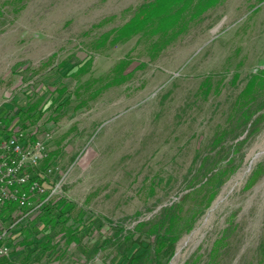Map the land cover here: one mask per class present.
<instances>
[{
  "label": "rangeland",
  "instance_id": "obj_1",
  "mask_svg": "<svg viewBox=\"0 0 264 264\" xmlns=\"http://www.w3.org/2000/svg\"><path fill=\"white\" fill-rule=\"evenodd\" d=\"M151 1L0 0V119L41 101L28 132L37 129L39 138L52 133V179L61 182L60 198L87 217L133 230L172 205H184L185 221L204 211L169 264H207L213 252L214 264H260L264 111L247 130L231 117L249 76L264 70V0H226L157 56L141 36L96 48ZM88 59L86 74L66 76L67 68L75 71ZM122 61L132 77L113 84ZM64 62L70 65L57 71ZM62 87L72 102L58 111L67 98L58 100L55 91ZM223 133L226 140L215 147ZM223 174L206 207L213 191L206 180ZM99 226L77 234L66 252L59 230L54 242L60 252L34 256L29 264L108 263L110 251L88 253ZM0 263L24 262L12 253Z\"/></svg>",
  "mask_w": 264,
  "mask_h": 264
},
{
  "label": "trees",
  "instance_id": "obj_2",
  "mask_svg": "<svg viewBox=\"0 0 264 264\" xmlns=\"http://www.w3.org/2000/svg\"><path fill=\"white\" fill-rule=\"evenodd\" d=\"M225 1L152 0L138 7L131 19L120 29L100 38L96 43V48L106 47L107 44L117 45L133 37L141 36L152 41L150 49L154 56H157L168 45L185 34L192 23L202 21L206 13L217 8ZM111 36L113 37L111 38ZM91 63V59L84 60L77 65V69L74 71V67L67 68L66 66L70 64L64 62L57 68V71L66 67V76L81 77L86 74V68ZM128 66L129 63L126 61L119 63L115 69L116 75L112 80L113 84H121L132 77V73L125 74ZM143 67L144 65H141V68ZM238 77L236 75L234 80L236 81ZM204 87H206V93L211 91L212 87L209 86V83H206ZM263 91L264 70H261L258 74L249 76L236 101L234 113L231 117L232 123H239L243 130H247L248 126L253 127L257 124V120L264 111ZM55 92L59 95L58 100L65 95L67 96L63 104L57 107L58 111L67 108L72 102V96L69 94L68 89L62 87L56 89ZM58 100L54 104L59 102ZM39 105H41V101L34 105H28L26 109H15L8 112L5 117L0 119V138L9 134V129L12 126L23 131H28L31 126L34 127L38 120L35 117L41 112L38 109ZM53 106L52 104L49 108ZM227 135V133H223L217 136L213 140L214 146H220L226 140ZM241 143L238 142V145ZM53 161L54 158L48 155V158L35 172V179L47 188L54 185L52 177H45L49 169H52V173L55 174ZM257 174L258 172L254 173V178ZM226 175L223 174L206 180L205 185L211 186L213 190L208 197L206 207L210 206L215 200L218 194L217 186L225 181ZM252 185L253 183L250 186ZM17 212V206L8 204L0 210V222L9 227L16 221L17 218L14 215ZM183 213V204L172 205L164 208L154 221L139 223L133 230H127L123 224L114 225L102 217H87L86 213L82 209L79 210L75 203L65 198H57L46 203L31 220L27 221V225L19 224L12 231V253L17 255V259L22 257L23 264H29L34 256L58 254L61 245L54 242V235L59 230L64 233L66 239L64 247L66 252L73 243L78 241L77 234L84 233L88 228V231L92 230L98 222L100 224V237L98 239L94 237L88 239V243H93L88 250L89 254L94 253L90 258L101 252L110 251L109 262L106 264H169L175 254L177 243L185 234L192 231L200 216L185 221L182 217ZM107 226L109 228L108 232L102 233ZM112 230L113 233L110 234ZM86 236H89L88 233L84 235V239ZM214 261L215 252L210 255L207 264H214ZM260 264H264V259Z\"/></svg>",
  "mask_w": 264,
  "mask_h": 264
},
{
  "label": "built area",
  "instance_id": "obj_3",
  "mask_svg": "<svg viewBox=\"0 0 264 264\" xmlns=\"http://www.w3.org/2000/svg\"><path fill=\"white\" fill-rule=\"evenodd\" d=\"M51 139L52 133L39 138L37 129L28 132L14 126L0 139V210L8 204L18 210L16 221L9 227L0 222V260L12 256V231L31 220L46 203L61 197V182L54 181L47 188L35 179V172L48 158L47 144ZM52 174L49 169L45 177Z\"/></svg>",
  "mask_w": 264,
  "mask_h": 264
},
{
  "label": "bare ground",
  "instance_id": "obj_4",
  "mask_svg": "<svg viewBox=\"0 0 264 264\" xmlns=\"http://www.w3.org/2000/svg\"><path fill=\"white\" fill-rule=\"evenodd\" d=\"M175 262H173L172 264H174Z\"/></svg>",
  "mask_w": 264,
  "mask_h": 264
}]
</instances>
